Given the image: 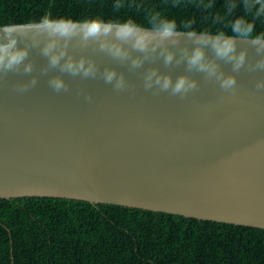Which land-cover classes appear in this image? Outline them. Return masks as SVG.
<instances>
[{
  "label": "water",
  "instance_id": "water-1",
  "mask_svg": "<svg viewBox=\"0 0 264 264\" xmlns=\"http://www.w3.org/2000/svg\"><path fill=\"white\" fill-rule=\"evenodd\" d=\"M92 23L102 28L95 21L50 20L45 31L33 27L29 37L18 38L29 45L30 75L37 84L20 93L11 83L27 76L0 77V198H69L264 228V90L254 87L264 71L242 68L235 73L237 86L224 90L215 76L190 71L181 59L182 48L193 47L189 31L177 30L178 44L163 41L174 53L172 63L165 64L159 46L147 55L132 50L124 59L100 48L101 42L123 43L117 31L133 40L158 39L151 28L112 23L107 35L101 32L85 42L83 34ZM60 31L71 35H48ZM194 33V39L202 38ZM213 37L231 42L211 33L203 38ZM226 37L255 58L250 38ZM52 39L72 54L95 60L97 75L65 73L66 91L49 88L48 76L59 69L44 72L48 65L41 49ZM136 57L139 66L132 64ZM220 66L232 71L223 61ZM106 67L123 73L124 90L104 81ZM152 68L173 78L186 73L198 87L183 98L145 89L144 76Z\"/></svg>",
  "mask_w": 264,
  "mask_h": 264
},
{
  "label": "trees",
  "instance_id": "trees-1",
  "mask_svg": "<svg viewBox=\"0 0 264 264\" xmlns=\"http://www.w3.org/2000/svg\"><path fill=\"white\" fill-rule=\"evenodd\" d=\"M119 2L0 0V26L48 15L151 28L149 17L159 12L177 30L232 35L242 14L228 13L229 0ZM255 24L264 32V20ZM237 27L246 32L243 22ZM0 264H264V228L69 198H0Z\"/></svg>",
  "mask_w": 264,
  "mask_h": 264
},
{
  "label": "clouds",
  "instance_id": "clouds-1",
  "mask_svg": "<svg viewBox=\"0 0 264 264\" xmlns=\"http://www.w3.org/2000/svg\"><path fill=\"white\" fill-rule=\"evenodd\" d=\"M121 6L119 0L115 4L116 8ZM210 6V5H206ZM228 13H233L237 8H242V14L234 17L230 24L232 36L243 35L250 38L252 47L255 49V58L250 59L249 51L246 48H238L235 40L226 37L225 33H217L219 37H225L231 42L220 43L216 37L211 40L204 39L209 33L203 32L199 40L194 39V32H187L189 40L193 41V47L189 49L187 46L182 48L181 59L186 60L188 69L191 71L204 72L206 76L218 80L219 85L224 90H231L237 86L235 73L242 68L249 71H264V32H257L256 20H264V0H229L226 5ZM53 19H67V17H51L48 15L40 17L38 21H30L28 24L19 22H8L0 26V77H7L10 73H17L27 76L26 79H16L12 81L11 87L14 91L23 93L33 88L37 84V78L33 73L34 64L29 58V45L18 42V38L29 37V32L34 27L37 32L45 31V26ZM91 19L98 20L102 28L98 29L96 23H92L91 28L83 34V40L86 42L89 37H99L101 32L107 35L111 32L112 22H105L97 17ZM219 20L220 17H217ZM84 22V21H78ZM237 22L246 24V32L241 34L237 27ZM126 24H135V21H124ZM151 30L159 35L156 39L152 36H141L138 39H129L126 32L117 31L115 37L123 43L106 46L100 43V48L107 50L113 57L124 59L129 56L132 50L147 55L149 52H155L157 47L160 48V54L163 55L165 64L173 61L174 53L168 47L163 46V41L168 39L172 44H178L179 38L177 33V25L174 19L163 17L159 12H152L149 17ZM191 22L187 26H190ZM186 26V27H187ZM139 27V26H138ZM148 31V30H145ZM49 36L69 37L71 33L60 31L58 33H48ZM175 37V38H174ZM33 44L38 40L31 38ZM154 41V42H153ZM127 45V47H125ZM211 49L212 55H208V49ZM42 54L47 59L48 67L44 69L47 73L48 68H58V73L48 76V87L55 92H62L68 89V82L64 78L67 73L71 76H82L84 78L95 77L98 72V65L95 60L80 54H72L66 47L58 46L55 39L45 40L41 49ZM220 61L230 64L232 71L225 73ZM133 66L141 64V58L136 57L132 60ZM102 78L108 84H111L114 90H124L128 84L123 73H118L115 68L106 67L102 73ZM143 86L145 89H151L161 92H167L181 98L197 89L198 84L194 77L186 73H179L173 78L171 73H159L155 68L149 69L144 76ZM254 87L257 90H264V77H258L254 81ZM84 98L91 101L92 97L89 93L80 90Z\"/></svg>",
  "mask_w": 264,
  "mask_h": 264
}]
</instances>
